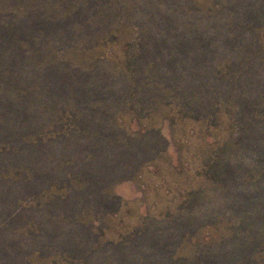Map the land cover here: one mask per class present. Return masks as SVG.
I'll return each mask as SVG.
<instances>
[{
  "label": "rangeland",
  "instance_id": "374dc122",
  "mask_svg": "<svg viewBox=\"0 0 264 264\" xmlns=\"http://www.w3.org/2000/svg\"><path fill=\"white\" fill-rule=\"evenodd\" d=\"M0 264H264V0H0Z\"/></svg>",
  "mask_w": 264,
  "mask_h": 264
}]
</instances>
